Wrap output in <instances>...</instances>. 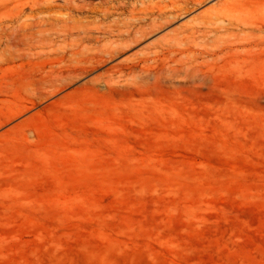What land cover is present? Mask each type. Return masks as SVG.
Listing matches in <instances>:
<instances>
[{"label":"rangeland","instance_id":"1","mask_svg":"<svg viewBox=\"0 0 264 264\" xmlns=\"http://www.w3.org/2000/svg\"><path fill=\"white\" fill-rule=\"evenodd\" d=\"M214 3L124 57L203 27ZM61 5L0 0V264H264V38L185 31L181 49L226 53L205 81L80 80L43 99L65 66L43 23ZM226 16L264 27V0Z\"/></svg>","mask_w":264,"mask_h":264},{"label":"bare ground","instance_id":"2","mask_svg":"<svg viewBox=\"0 0 264 264\" xmlns=\"http://www.w3.org/2000/svg\"><path fill=\"white\" fill-rule=\"evenodd\" d=\"M90 1L63 0V7H59L66 12L60 17L43 20V23H49L51 30L57 31L56 38L65 45L57 51L65 63L60 71L54 73L58 85L43 99L63 92L80 80H87L81 85L84 87L104 85L108 89L121 84L127 86L137 77L170 82L179 79L205 81L208 74L203 66L223 59L226 53L181 49L180 35L185 31L190 33L189 38H195L197 34L217 37L221 33L223 36L229 34L230 28L236 27L240 28L238 38L242 41L264 38L263 26L246 28L226 16L236 0H180L166 6L160 5L164 0L157 6L148 4L146 0H100L96 5ZM209 2L215 3L191 22L201 21L203 27L180 26L147 46L141 55L124 57L131 49L166 32L178 20ZM221 41L229 42L227 38H218V42ZM118 60L121 61L111 65Z\"/></svg>","mask_w":264,"mask_h":264}]
</instances>
